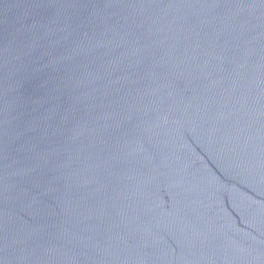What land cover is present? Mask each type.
<instances>
[{"label": "water", "instance_id": "1", "mask_svg": "<svg viewBox=\"0 0 264 264\" xmlns=\"http://www.w3.org/2000/svg\"><path fill=\"white\" fill-rule=\"evenodd\" d=\"M0 264H264V0H0Z\"/></svg>", "mask_w": 264, "mask_h": 264}]
</instances>
